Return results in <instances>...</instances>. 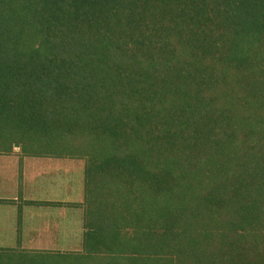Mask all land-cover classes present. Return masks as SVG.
<instances>
[{
  "label": "trees",
  "instance_id": "trees-1",
  "mask_svg": "<svg viewBox=\"0 0 264 264\" xmlns=\"http://www.w3.org/2000/svg\"><path fill=\"white\" fill-rule=\"evenodd\" d=\"M263 49L264 0H0V138L108 137L80 154L95 264H264Z\"/></svg>",
  "mask_w": 264,
  "mask_h": 264
},
{
  "label": "crops",
  "instance_id": "crops-1",
  "mask_svg": "<svg viewBox=\"0 0 264 264\" xmlns=\"http://www.w3.org/2000/svg\"><path fill=\"white\" fill-rule=\"evenodd\" d=\"M23 155L18 150L0 153V249H39L35 245L42 234L50 236L58 219L71 226V204L81 202L73 198L81 195V166L75 176L71 160Z\"/></svg>",
  "mask_w": 264,
  "mask_h": 264
},
{
  "label": "rangeland",
  "instance_id": "rangeland-1",
  "mask_svg": "<svg viewBox=\"0 0 264 264\" xmlns=\"http://www.w3.org/2000/svg\"><path fill=\"white\" fill-rule=\"evenodd\" d=\"M22 9H20L21 12ZM35 33L38 39H41V35L39 31L36 28H30L28 29ZM36 38V43L34 42L33 38L31 40V45L28 46V49H33L34 52H41L40 45L39 47L38 42ZM22 49V46H21ZM18 51L20 50V47L18 48ZM263 57L260 59L262 69L264 70V49H263ZM57 85V84H56ZM230 88L235 89V85L229 84ZM34 90L38 89V85H33L32 87ZM59 91H62L63 86L57 85V89ZM171 103V99L167 100V102L164 103V106ZM65 113V110H64ZM61 114H63L61 112ZM65 132H57V131H48L46 132V129H41L38 127H34L33 125H29V128L27 131H22L18 136H14L10 139L6 138H0V153H9L13 150H18L20 153L25 154L23 156L29 157V156H37V157H55L58 159L66 158L68 160H71L73 163V172L76 176L78 172L77 165L81 166V170L79 169L80 174V180H81V195L79 197H73L81 202L75 203V201L71 204L73 207L72 214H70V221L71 226H62L61 220H57V226L56 228L51 227L49 229L50 236L48 233L42 234L40 243L38 245H35L39 247V249H25L22 248L21 245L14 246V247H6L1 248L0 250H10L13 255H39V254H60L62 257H58L56 260L57 262H61V264H95L97 260L104 262V259L101 258V256H98L100 259H92L88 252H86V249L84 248V233L86 231L85 223H84V214H85V179H86V173H85V164H86V157L81 156L80 154H84V150L87 151L89 149V142L91 141L95 146L98 148L99 152L98 154L100 157H102L103 154L109 152L108 151V137H100L93 135L92 140H90V137L85 136H72L71 134ZM239 138H242L243 136L238 134ZM250 139V138H246ZM8 140V144H5L4 141ZM95 140L97 142H95ZM252 140V139H250ZM238 142L237 138L234 140V144ZM108 146V147H107ZM131 147V148H130ZM130 151L132 152L139 149L138 146L135 145L134 142H131L130 144ZM134 153V152H132ZM96 154V153H95ZM203 171V170H202ZM202 178L205 180L204 172L201 173ZM207 182V180H205ZM150 190L148 188H145V191L143 193H135L133 194L134 200H132V197L126 192L123 191L121 194L124 195L123 197H115L116 202L120 204V201L125 202L128 200L129 205L128 207L123 206V210L125 211V214L127 215L128 219L131 217V211L135 207H138L137 204H139V208L142 207L141 199H148V194H150ZM128 198H127V197ZM59 204V203H56ZM177 204V203H176ZM175 204V205H176ZM70 205V206H71ZM148 202L144 203V209H147ZM122 207V205H121ZM71 213V212H70ZM146 214V213H145ZM144 214V215H145ZM149 212L147 211V215ZM54 217H58V214H52ZM43 217H47L48 214H42ZM50 216V217H53ZM212 231V230H211ZM43 232V231H42ZM135 230L128 229V234H134ZM133 236V235H132ZM51 241V242H49ZM21 247V248H20ZM67 255V257H65ZM69 255V256H68ZM73 257H76L77 259H72ZM52 258V256H51ZM59 259V260H58ZM49 261V264H55L54 256L53 258L46 259Z\"/></svg>",
  "mask_w": 264,
  "mask_h": 264
}]
</instances>
